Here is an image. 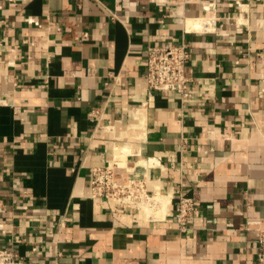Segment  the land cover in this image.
Segmentation results:
<instances>
[{"label": "crops", "instance_id": "1", "mask_svg": "<svg viewBox=\"0 0 264 264\" xmlns=\"http://www.w3.org/2000/svg\"><path fill=\"white\" fill-rule=\"evenodd\" d=\"M181 39L189 87L210 86L185 116L144 80L147 47ZM105 161L169 192L166 217L92 198ZM179 193L200 207L184 233ZM247 220L264 225V0H0V247L26 264H256Z\"/></svg>", "mask_w": 264, "mask_h": 264}, {"label": "built area", "instance_id": "2", "mask_svg": "<svg viewBox=\"0 0 264 264\" xmlns=\"http://www.w3.org/2000/svg\"><path fill=\"white\" fill-rule=\"evenodd\" d=\"M160 1V0H154ZM238 6L242 0H234ZM208 9V6H205ZM193 20L200 21L202 26L194 28V30L208 31L211 25L216 22V16L196 17ZM34 24L38 23L30 20ZM188 30V29H186ZM14 46L12 51L14 54L11 59L7 60L8 65H13V59L16 57ZM190 58L189 42L181 39L179 43L171 42L163 46H149L146 49L144 80L147 88L151 92L173 93L180 100V116H185V110L198 101L199 98L208 95L206 90L210 86L197 87L192 89L189 87V82L193 80L186 74V65ZM201 81L202 78H197ZM152 96V95H151ZM150 96V97H151ZM84 151V150H83ZM148 166L155 165L151 158H147ZM154 167V166H153ZM90 196L92 198H100L108 200L112 203L111 210L116 208L132 207L138 218L145 215L144 211L149 208V213L146 214L144 220H159L166 217V213L159 212V207L156 203L157 196H168L169 203L172 200V195L169 192L162 194L157 189V184L151 177L133 178L128 177L121 182L116 179L115 165L113 161H105L103 164L90 167ZM173 217L177 223V228L180 233H184L188 229V219L198 213V202L187 195L179 193L176 199ZM143 219V218H142ZM242 228L255 230L257 257L256 264H264V225L260 221L247 220ZM5 226L0 222V232H5ZM60 252L55 254L52 264H60L58 261ZM0 264H26V261L20 258L14 248L0 247Z\"/></svg>", "mask_w": 264, "mask_h": 264}, {"label": "bare ground", "instance_id": "3", "mask_svg": "<svg viewBox=\"0 0 264 264\" xmlns=\"http://www.w3.org/2000/svg\"><path fill=\"white\" fill-rule=\"evenodd\" d=\"M138 118L140 119V116H138ZM144 164H143V166H144ZM156 200H157L156 203H157V205L159 207V212L162 215V214L165 213V210H166V208H167V206L169 204V194H168V196H163V197L162 196H157ZM149 210H150L149 208L145 209V211H144L145 215H143L144 218H146V214L149 213Z\"/></svg>", "mask_w": 264, "mask_h": 264}]
</instances>
